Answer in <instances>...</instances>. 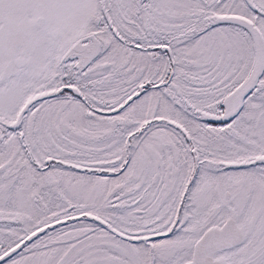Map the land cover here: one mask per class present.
Returning a JSON list of instances; mask_svg holds the SVG:
<instances>
[{"label": "snow or ice", "instance_id": "obj_1", "mask_svg": "<svg viewBox=\"0 0 264 264\" xmlns=\"http://www.w3.org/2000/svg\"><path fill=\"white\" fill-rule=\"evenodd\" d=\"M0 264H264V0H0Z\"/></svg>", "mask_w": 264, "mask_h": 264}]
</instances>
